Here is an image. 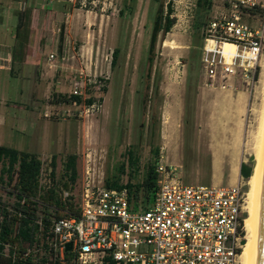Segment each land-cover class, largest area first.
Returning <instances> with one entry per match:
<instances>
[{
  "label": "rangeland",
  "instance_id": "1",
  "mask_svg": "<svg viewBox=\"0 0 264 264\" xmlns=\"http://www.w3.org/2000/svg\"><path fill=\"white\" fill-rule=\"evenodd\" d=\"M155 6L151 0H0V143L38 153L43 160L41 181L51 154L56 155L59 176L66 155L75 153L77 176L72 189L63 193L73 196L75 207L85 182L105 185L106 179L120 175L130 145L140 154L135 179L143 177L151 148L158 146L156 160L162 157L176 165L184 181H241L247 197L248 177L240 174L239 163L252 164L253 169L264 46L251 80L236 78L227 88L202 85L201 42H192L196 8L185 26V3L173 0L175 21L158 35L148 77ZM21 11L23 24L17 29ZM114 47L120 50L111 66ZM22 51L31 59L26 65L21 64ZM12 52L16 60L11 64ZM51 52L54 57L49 58ZM189 65L194 81L190 90ZM74 81L82 91L75 104L70 95ZM143 95L149 98L145 109ZM120 176L125 182L127 171ZM6 186L11 188L0 180V200L12 209L15 196ZM43 209L39 204L38 213ZM42 255L55 258L49 252L41 251L38 257Z\"/></svg>",
  "mask_w": 264,
  "mask_h": 264
},
{
  "label": "built area",
  "instance_id": "2",
  "mask_svg": "<svg viewBox=\"0 0 264 264\" xmlns=\"http://www.w3.org/2000/svg\"><path fill=\"white\" fill-rule=\"evenodd\" d=\"M179 2L185 3L187 26L196 0ZM201 37L202 85L227 88L236 78L251 80L264 46V0H211ZM60 54L64 58L63 48ZM73 86L70 95H80L81 84ZM155 172L154 197L146 207L133 205L127 187L85 182L76 211L53 219L48 249L64 264L65 255L69 264H239L245 240L243 183L186 182L162 157ZM3 245L0 254L7 255L8 243ZM41 245L42 240L34 242L23 255L39 253Z\"/></svg>",
  "mask_w": 264,
  "mask_h": 264
},
{
  "label": "trees",
  "instance_id": "3",
  "mask_svg": "<svg viewBox=\"0 0 264 264\" xmlns=\"http://www.w3.org/2000/svg\"><path fill=\"white\" fill-rule=\"evenodd\" d=\"M156 2L155 12L152 20V28L149 36L148 54H147V76L150 77L154 59L155 45L159 33H166L170 30L175 21L173 13V0H151ZM211 0H196L195 18L193 25L197 32L193 34V44L201 42L199 28L206 22L210 11ZM123 13V9H120ZM23 11L19 14L17 29L23 24ZM200 46V44H199ZM119 47L112 50L111 66L116 63L119 54ZM24 51H22V56ZM192 58L194 55H191ZM191 64V62H190ZM192 67L189 65L188 75L186 77V86L190 90L194 81L189 75ZM154 95L158 93V77L154 81ZM58 96V92H54ZM72 98L80 100V95L73 94ZM149 98L142 97L143 108ZM189 95L185 97V107L189 104ZM92 98L88 97L87 102ZM150 118H154L153 113ZM185 124L189 120L184 117ZM134 145L126 148V162L122 161L119 165L120 175L127 171L128 178L124 182L120 175H115L111 179L105 180L107 187H127L129 198L134 206L142 205L144 207L151 204L156 189L155 162L158 154V146H152L151 157H148L145 164V171L141 179H135L140 172V154ZM129 167L127 170L125 164ZM43 160L39 154L34 151L19 149L17 147L0 143V180L10 185L15 193L14 207L12 209L0 201V251L3 244L8 243V254H0V264H64L57 257L53 260H47L46 256L40 258L37 253L23 255L27 246L34 242L42 240V252L52 253L45 241L46 235L53 219L63 215H68L76 211L74 207L73 196H63L64 190H71L72 184L77 176L76 154L68 153L61 163L60 174L56 170V155L51 154L45 180L41 181ZM252 164L241 161L239 172L242 176L250 177L252 173ZM9 192H12L9 190ZM22 200V201H21ZM39 204L43 206L41 214L38 213ZM54 209V212H51ZM246 214V213H245ZM247 215V214H246ZM244 243V240H243ZM40 251V252H41ZM69 264V255H65Z\"/></svg>",
  "mask_w": 264,
  "mask_h": 264
},
{
  "label": "bare ground",
  "instance_id": "4",
  "mask_svg": "<svg viewBox=\"0 0 264 264\" xmlns=\"http://www.w3.org/2000/svg\"><path fill=\"white\" fill-rule=\"evenodd\" d=\"M263 63V62H262ZM259 105L257 109V123L253 132V171L248 177V191L245 198L246 214L244 217L245 242L239 253V264H252L253 244L256 223V212L260 186L261 169L264 155V63L260 75Z\"/></svg>",
  "mask_w": 264,
  "mask_h": 264
},
{
  "label": "water",
  "instance_id": "5",
  "mask_svg": "<svg viewBox=\"0 0 264 264\" xmlns=\"http://www.w3.org/2000/svg\"><path fill=\"white\" fill-rule=\"evenodd\" d=\"M64 39V23L60 25L59 41L60 50ZM70 247V242L66 244V249ZM252 264H264V155L261 169L260 186L258 194L256 223L253 244Z\"/></svg>",
  "mask_w": 264,
  "mask_h": 264
},
{
  "label": "crops",
  "instance_id": "6",
  "mask_svg": "<svg viewBox=\"0 0 264 264\" xmlns=\"http://www.w3.org/2000/svg\"><path fill=\"white\" fill-rule=\"evenodd\" d=\"M11 57H13V58H11V60H12V62H11V64L14 62V60H16V56L14 55V53L12 52L11 53ZM18 59H19V57H18ZM20 60H22L21 61V64L22 65H26V64H28L29 62H31L30 60V57H29V55L28 54H24L23 56H21V59ZM204 97H205V95H204ZM212 149H215V147H211ZM241 163V162H240ZM240 163H239V165H240Z\"/></svg>",
  "mask_w": 264,
  "mask_h": 264
},
{
  "label": "flooded vegetation",
  "instance_id": "7",
  "mask_svg": "<svg viewBox=\"0 0 264 264\" xmlns=\"http://www.w3.org/2000/svg\"><path fill=\"white\" fill-rule=\"evenodd\" d=\"M151 133H152V131H151Z\"/></svg>",
  "mask_w": 264,
  "mask_h": 264
}]
</instances>
